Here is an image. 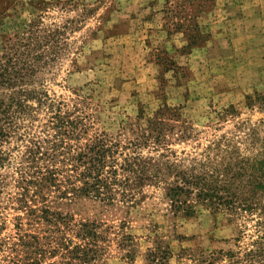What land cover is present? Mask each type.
<instances>
[{"label":"rangeland","instance_id":"rangeland-1","mask_svg":"<svg viewBox=\"0 0 264 264\" xmlns=\"http://www.w3.org/2000/svg\"><path fill=\"white\" fill-rule=\"evenodd\" d=\"M3 30L25 33L30 57L47 62L34 86L93 114L95 131L149 135L141 153L155 158V182L137 205L86 195L54 205L101 224L106 250L89 264H250L253 221L197 202L174 214L165 194L174 163L198 172L220 158L213 141H243L252 126L264 135V0H0ZM16 214L4 210L0 237L15 234Z\"/></svg>","mask_w":264,"mask_h":264},{"label":"trees","instance_id":"trees-1","mask_svg":"<svg viewBox=\"0 0 264 264\" xmlns=\"http://www.w3.org/2000/svg\"><path fill=\"white\" fill-rule=\"evenodd\" d=\"M201 36V31L192 36L188 45ZM0 37V170L11 169L0 173V230L4 210L17 212L15 234L0 237V260L5 264L95 262L107 245L101 224L75 219L54 205L77 195L137 205L145 183L155 182V158L141 153L149 135L123 140L95 131L93 114L76 104L65 107L34 86L39 81L36 73L47 62L30 57L37 46H31L25 33L3 30ZM39 111L46 113L42 119ZM248 129L243 141L224 137L222 146L214 141L208 145L220 150V158L199 162L198 172L181 171L174 163L175 182L165 195L174 214H192L197 202L211 212L225 211L253 221V247L244 255L250 264H264V135L259 127ZM10 141L16 144L9 146ZM20 147V159H12L11 152ZM8 187L12 190L6 191Z\"/></svg>","mask_w":264,"mask_h":264}]
</instances>
